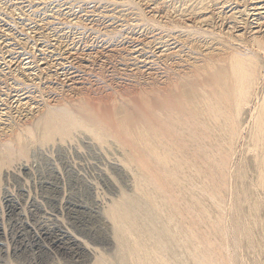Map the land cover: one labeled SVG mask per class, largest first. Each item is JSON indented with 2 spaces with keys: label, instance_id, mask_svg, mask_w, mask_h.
<instances>
[{
  "label": "rangeland",
  "instance_id": "374dc122",
  "mask_svg": "<svg viewBox=\"0 0 264 264\" xmlns=\"http://www.w3.org/2000/svg\"><path fill=\"white\" fill-rule=\"evenodd\" d=\"M261 6L264 0H0V264H97L100 257L119 264L110 202L126 193L143 203L145 191L156 202L151 215L172 218L181 241L201 242L203 251L211 244L212 258L228 255L231 264H264V164L251 152V112L264 93ZM232 53L258 66L229 140L223 121L211 120L215 127L193 107L208 92L209 70L228 72ZM65 111L108 136L99 141L81 127L42 141L40 117L57 124ZM138 131L156 136L169 160L162 154L156 165ZM218 157L226 162L221 173ZM134 177L147 181L135 188ZM175 248L190 264L185 246Z\"/></svg>",
  "mask_w": 264,
  "mask_h": 264
},
{
  "label": "bare ground",
  "instance_id": "6f19581e",
  "mask_svg": "<svg viewBox=\"0 0 264 264\" xmlns=\"http://www.w3.org/2000/svg\"><path fill=\"white\" fill-rule=\"evenodd\" d=\"M256 6V5H255ZM258 6V5H257ZM260 6V5H259ZM263 6V5H262ZM259 7L258 10L261 8V9H264V7ZM261 9L259 11H261ZM233 13V12H232ZM245 14V13H244ZM250 14V13H249ZM260 14V12H259ZM260 18V17H259ZM261 23V22H260ZM248 24V23H247ZM261 26V25H260ZM257 30V29H256ZM263 47V46H262ZM264 49V47H263ZM208 51V50H207ZM210 52V51H209ZM211 63V62H210ZM209 64V62H208ZM211 65V64H209ZM257 63L255 61V59H253L252 57H245V55H242L240 53H237V54H234L232 53V55L230 56L229 58V66H228V72H225V70L221 68L220 71H217L214 72L213 74H211V69L210 67H208L210 70H209V89H208V92L206 91H202L201 92V95L200 96H197L198 99L195 102L194 104V107H193V114L194 116L197 115L199 112H198V109L196 108H199L201 109L200 112L201 113V120H202V114H206L207 117H208V120H210L211 123H213V121H218V122H222L223 121V125H225L224 127L226 128L225 129V135H226V132H227V135H228V138L229 140L231 139L232 140V136L235 133V131H237L236 129V125L237 127L238 124L236 122V117L240 114L241 109H243L244 106H246L249 102V95H250V90L253 89L255 83H256V80H257ZM217 67V66H216ZM219 68V67H218ZM216 69V68H215ZM219 72V73H218ZM208 75V74H207ZM212 76V78H211ZM211 83H213L215 85L212 86L213 88L215 89H211ZM220 88V89H219ZM206 89V90H207ZM199 90V89H198ZM205 90V89H203ZM211 91H213L211 93ZM198 94H200L198 92ZM197 95V94H196ZM195 97V96H194ZM192 103V102H190ZM198 105V106H197ZM249 105V104H248ZM257 105V106H256ZM256 108H253V112H251V116L252 117H255V123H254V129H253V136L255 137V139H253V145H252V149H251V152L254 153V156L257 155V158H259V162L260 163H263L264 164V93L261 97V100L259 102H256ZM189 106H193V104L189 105ZM247 107V106H246ZM190 109V107H188ZM36 110V109H35ZM192 110V109H191ZM251 110V111H252ZM192 113V111H191ZM224 115V116H223ZM241 115V114H240ZM204 116V115H203ZM239 117V116H238ZM238 117H237V120H238ZM197 118V117H196ZM198 120V119H197ZM201 120H198L199 124L202 125V121ZM206 119V124H207V121ZM213 120V121H211ZM40 121H41V125H42V141H47L48 139H50L52 136H55V135H58L60 136L61 138H64L66 136H69V134L72 133L73 129L74 128H83L85 130H87L92 136L94 139L96 140H104L105 137H107V133H105L102 129H98L97 127H88V126H85L84 122L82 120H79L77 119L76 117H74L70 112L68 111H65L64 112V118L62 120H60V122H58L57 124H54V123H49V118L45 117V116H41L40 117ZM240 121V120H239ZM197 122V121H196ZM205 123V122H204ZM209 123V122H208ZM217 123V122H216ZM236 123V125H235ZM239 123V122H238ZM195 124V123H194ZM193 124V125H194ZM198 124V125H199ZM218 124V123H217ZM210 124H208L209 126ZM213 126H215V124L213 123L212 124ZM219 125V124H218ZM186 126V125H185ZM189 126V125H188ZM197 126V125H196ZM195 127V125L193 126ZM204 127H207V126H204ZM203 127V128H204ZM211 127V126H210ZM216 127V126H215ZM214 127V128H215ZM220 127V126H219ZM190 128V126H189ZM198 129L199 128H202L200 127H197ZM195 127V129H197ZM240 128V127H239ZM188 129V128H186ZM191 129V128H190ZM209 129V128H208ZM137 130V128H136ZM140 132H141V129H139ZM205 130V129H204ZM202 130V131H204ZM241 130V129H240ZM238 130V131H240ZM191 131V130H190ZM189 131V132H190ZM193 131V130H192ZM208 131L207 132H201V133H205L203 134L204 136H209L208 135ZM149 132V131H148ZM147 132V133H148ZM137 133V132H136ZM146 133V131H145ZM188 133V132H187ZM192 133V132H191ZM196 133V132H195ZM199 133V134H201ZM210 133H211V130H210ZM209 133V134H210ZM239 133V132H238ZM133 134V133H132ZM131 134V135H132ZM150 134V133H148ZM148 134H141L139 133L138 131V134H133L134 136H136V138L139 140L138 143H141L140 146H143V150L146 149L147 153H149L151 155V157L153 156L154 158V161L156 160L158 164L156 165H160L162 162L161 161H165L164 160V156L166 155L165 152L163 153L162 151V154H164V156H162V154H160L159 152V147H157V142H155L154 140L156 139H153V138H156V136H153V140L150 138V135H152V133L150 135ZM156 133H153V135H155ZM190 134V133H189ZM198 134V133H197ZM198 134V135H199ZM240 134V133H239ZM196 135V136H198ZM202 135V136H203ZM192 136H194L192 134ZM210 137V136H209ZM135 137H131V139ZM194 138V137H193ZM204 139V137H202ZM201 138V135H200V139ZM226 138V137H225ZM195 139V138H194ZM136 140V139H135ZM196 141H198L197 139H195ZM134 141V140H133ZM137 141V140H136ZM228 141V139H227ZM226 141V142H227ZM199 142V141H198ZM231 142V141H229ZM137 143V144H138ZM155 143V144H154ZM196 144V143H195ZM203 144V142L201 143ZM232 144V143H229V145ZM204 145V144H203ZM206 145V144H205ZM162 146V145H161ZM206 147V146H205ZM141 148V147H140ZM162 148V147H160ZM197 148V144H196V147ZM201 146L199 147V150H201ZM208 149V151L210 152L209 148H204ZM203 149V150H204ZM258 149V150H257ZM10 153L8 155L7 158H5L6 161H9L11 159H13V157L15 155H20L21 153H25L26 150L22 147L20 149H10ZM142 150V148H141ZM145 151V152H146ZM196 151V149H195ZM261 153H260V152ZM143 152V151H142ZM200 152V151H199ZM197 151V153H199ZM258 153H260V157H258ZM144 153V152H143ZM194 153V152H193ZM196 153V152H195ZM200 153H204V152H200ZM211 153V152H210ZM209 153V154H210ZM252 153V155H253ZM148 154V156H149ZM206 156H207V153H205ZM213 154V153H212ZM196 155V154H195ZM199 155V154H198ZM204 156V155H203ZM209 156V155H208ZM131 157V156H130ZM129 157V158H130ZM147 157V156H146ZM150 157V158H151ZM169 157V155H168ZM211 157V155H210ZM209 157V160L211 159ZM153 158L151 160H153ZM165 158H167V156H165ZM219 158V157H218ZM127 159V158H126ZM147 159V158H146ZM168 159V158H167ZM166 159V162L169 160ZM4 160V159H3ZM4 160V161H5ZM128 160V159H127ZM133 160V159H132ZM131 160V161H132ZM156 161L154 163H156ZM185 161H188V160H185ZM212 161V160H211ZM216 161V160H215ZM117 162V161H116ZM113 164L114 167H116V169H119L120 171L119 172H122L119 164ZM161 162V163H160ZM166 162H163L166 164ZM180 162V161H178ZM214 163V160L212 161ZM2 162H0V168H1V164ZM143 163V162H142ZM181 163L183 164V162L181 161ZM187 163V162H186ZM189 163V162H188ZM194 163V162H193ZM192 163V164H193ZM225 161L223 160V158H219L215 163L214 165L216 167H219L220 169V173L222 172V169H224L225 167ZM165 164H162L165 165ZM185 164V162H184ZM144 165V164H143ZM191 166V165H190ZM194 166V164H193ZM143 167V166H142ZM149 166H147V169H148ZM156 167V166H155ZM160 167V166H158ZM164 167V166H163ZM162 167V168H163ZM192 167V166H191ZM195 167V166H194ZM197 167V166H196ZM146 168V164L144 165V170ZM161 168V167H160ZM163 170L165 168H163ZM183 168V167H182ZM147 169L144 171L145 173H147ZM157 169V168H156ZM184 169V168H183ZM192 169V168H191ZM195 169V168H194ZM9 170V169H8ZM125 170V169H124ZM123 170V171H124ZM149 170V169H148ZM159 170V169H158ZM200 170V169H199ZM154 171V170H153ZM157 171V170H156ZM166 171V170H164ZM170 171V170H169ZM167 171V172H169ZM173 171V170H172ZM171 171V172H172ZM8 172V171H6ZM184 172V171H183ZM189 172V171H188ZM196 172V171H195ZM122 173H125V172H122ZM141 173V172H140ZM143 174V177L144 175H147V174ZM149 173V172H148ZM157 173V172H156ZM170 173V172H169ZM173 173V172H172ZM170 173V177L169 178H172L171 177V174ZM11 174V173H10ZM159 174H164V173H159ZM168 174V173H167ZM193 174V173H192ZM122 175V174H120ZM149 175V174H148ZM147 175V176H148ZM160 175V176H162ZM194 175V174H193ZM223 175V173L221 174ZM7 176V175H6ZM151 176H154V177H158V174L157 176H155L154 174H152ZM159 176V177H160ZM165 176V175H164ZM175 176V174L173 175V177ZM181 176V175H180ZM184 176V175H183ZM185 176H187L185 174ZM184 176V177H185ZM137 177V176H136ZM141 177V176H140ZM140 177L138 178V180L140 181ZM176 177V176H175ZM183 177V178H184ZM146 177H144L145 179ZM149 178H150V175H149ZM156 182L157 184L160 183V181L158 182L159 179H156ZM162 178V177H161ZM160 178V179H161ZM168 178V177H167ZM168 178V179H169ZM192 178V177H191ZM190 178V179H191ZM259 181L264 184V167L262 169V171H259ZM134 180L136 179L135 177L133 178ZM143 179V180H144ZM154 179V178H153ZM151 178V180H153ZM166 179V178H165ZM105 180V179H104ZM163 180V178H162ZM184 180V179H183ZM188 180V179H187ZM139 181H136L135 180V188H138L140 187V183ZM147 181V180H146ZM146 181H143V182H146ZM171 181V180H170ZM143 182L141 183V186L143 184ZM154 182V180H153ZM173 182V181H172ZM164 183V181H163ZM146 184V183H145ZM167 184V182H166ZM170 184V182H169ZM191 184V183H189ZM159 185V184H158ZM161 185V184H160ZM171 185V184H170ZM195 185V184H194ZM134 186V185H133ZM145 186V185H144ZM143 186V187H144ZM154 187H157L156 186V183L155 185H153ZM151 186V187H153ZM163 186V185H162ZM162 186H159L158 189H161ZM167 186V185H166ZM161 187V188H160ZM195 187V186H193ZM197 187V186H196ZM142 188V187H141ZM140 188V190H141ZM146 188V187H145ZM144 188V189H145ZM172 188V187H171ZM157 189V188H156ZM137 190V189H136ZM152 190V189H151ZM154 191H155V188H154ZM162 191V190H161ZM185 191V190H184ZM142 192V190H141ZM158 192L157 194H160L162 195V193H159V191H155V193ZM123 193V192H122ZM135 193V191H134ZM153 193V192H152ZM154 193V194H155ZM136 194V193H135ZM134 194V195H135ZM141 194H144L143 192ZM164 194V193H163ZM168 194V193H167ZM166 194V195H167ZM159 195V197H160ZM166 195H163V196H166ZM138 196V195H137ZM142 197V195H140ZM145 198L143 199V203H136V199L133 198V195H126V193H124L122 195V198L121 200L119 201H112L111 200V204H110V210H109V213L110 214V218L112 220V229L114 230L113 231V237L111 238H114V241L116 242L115 244V247L117 246V249L118 252L121 254V257H119V259H121L120 263L119 264H184L183 260L182 259V253L181 255L178 253V251L176 249L178 248H175V246L177 247V245H179V243L183 246H185L186 248V255L187 256L186 260H188L187 262L190 263V264H231V262L229 261V259H227V256L225 257H220L218 258H215L211 256V253L213 250L211 249V244H209L208 247L205 248V251H203L202 249L200 250H196V248H198L201 244H198V245H194L192 243H189L188 244V241H187V238L184 239V241H181L179 239V236H176L175 234V228H177V226L174 228L173 226V230L170 228V219L172 218H168L166 217V219L163 218V220L159 219L160 215L156 216H152L151 213L153 214V208H154V204H156V202L154 201L153 199V196L151 194H149V192L146 193L145 191V194L143 195ZM136 197V196H134ZM139 197V196H138ZM165 198V197H164ZM169 200H172L171 197L169 196ZM112 199V198H111ZM135 199V201H134ZM160 199V198H158ZM156 200V199H155ZM10 202H13V199L10 198L9 199ZM37 201V200H36ZM139 201V200H138ZM159 201V200H158ZM157 201V202H158ZM166 201V202H168ZM173 201V200H172ZM170 201V203L172 202ZM142 202V201H141ZM155 202V203H154ZM165 200H164V204L166 203ZM169 203V202H168ZM167 203V204H168ZM169 203V204H170ZM219 203V202H217ZM12 204V203H11ZM79 204V203H78ZM78 204H74L73 203V206L74 208L76 207H80L78 206ZM14 205V204H13ZM163 205V203H162ZM16 206V205H15ZM164 206V205H163ZM168 206V205H167ZM175 206V205H174ZM14 207V206H13ZM108 207V206H107ZM39 208V207H38ZM85 208V207H84ZM158 208L159 210V207L157 205V207H155V209ZM161 208V207H160ZM172 208V207H171ZM187 209V208H186ZM77 210V209H76ZM162 210V209H161ZM160 210V211H161ZM157 211V209H156ZM160 211H157L156 213L160 212ZM87 212V211H85ZM169 212V211H168ZM90 213V212H89ZM88 213V214H89ZM163 214V212H161ZM159 213V214H161ZM167 213V212H166ZM182 213V212H181ZM180 213V214H181ZM85 214V213H84ZM87 214V215H88ZM165 215V214H164ZM77 216V215H76ZM89 216V215H88ZM162 217V215H161ZM170 217V216H169ZM88 218V217H87ZM174 218V217H173ZM100 219V218H99ZM158 219H159V224H158ZM173 221V220H171ZM179 221V220H178ZM96 222V221H95ZM100 222V221H99ZM181 223V222H179ZM172 224V223H171ZM183 224V223H182ZM90 226V225H89ZM142 228L143 230H139V228ZM181 227V225H180ZM185 227V225H184ZM186 228V227H185ZM111 229V230H112ZM181 229V228H180ZM178 229V230H180ZM191 229V228H190ZM189 229V230H190ZM92 230V229H91ZM141 231V232H140ZM181 231V230H180ZM187 231V230H186ZM184 231V232H186ZM191 231V230H190ZM140 232V233H139ZM177 232V231H176ZM183 232V231H182ZM50 233V232H49ZM193 233V232H192ZM190 233V234H192ZM109 234V233H108ZM187 234V232H186ZM188 234V235H190ZM184 235V234H183ZM187 235V236H188ZM105 236V235H104ZM193 236V234H192ZM192 236H189L188 238H191ZM194 236H196L194 234ZM193 236V237H194ZM103 237V236H102ZM192 237V238H193ZM184 238V237H183ZM191 238V239H192ZM195 238V237H194ZM110 239V238H109ZM57 240V239H56ZM105 240V239H104ZM190 240V239H189ZM195 240V239H194ZM197 240V238H196ZM195 240V243H197ZM75 241V240H74ZM187 241V242H186ZM191 242V241H190ZM193 242V241H192ZM77 243V242H76ZM175 243V244H174ZM199 243V242H198ZM209 243H211V241H209ZM181 247V246H180ZM184 248V247H183ZM182 248V249H183ZM201 248V247H200ZM203 248V247H202ZM199 249V248H198ZM96 250V249H95ZM88 251V250H87ZM181 251V249H180ZM182 251H185L182 250ZM181 251V252H182ZM199 251H203V252H199ZM215 251V250H214ZM213 251V252H214ZM184 253V252H183ZM225 253V252H223ZM214 254V253H213ZM212 254V255H213ZM217 254V253H216ZM227 253H225L226 255ZM101 255V254H100ZM99 255V256H100ZM184 255V254H183ZM98 256V255H97ZM103 256V255H102ZM184 256V257H185ZM221 256V255H220ZM224 256V255H223ZM91 258V257H90ZM103 257H100L98 258L97 260H95L97 262V264H115V263H110L105 259H102ZM230 258V257H228ZM88 259V258H87ZM96 259V258H95ZM107 259V258H106ZM231 259V258H230ZM183 260V261H182ZM190 261V262H189ZM93 264V263H92ZM96 264V263H95ZM118 264V263H117ZM187 264V263H185Z\"/></svg>",
  "mask_w": 264,
  "mask_h": 264
}]
</instances>
